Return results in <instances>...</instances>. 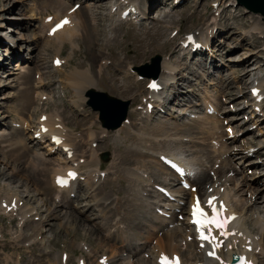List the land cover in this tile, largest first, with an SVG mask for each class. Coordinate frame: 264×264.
<instances>
[{
    "label": "rangeland",
    "instance_id": "rangeland-1",
    "mask_svg": "<svg viewBox=\"0 0 264 264\" xmlns=\"http://www.w3.org/2000/svg\"><path fill=\"white\" fill-rule=\"evenodd\" d=\"M60 1L65 5H71L72 2H80L81 0H73L70 2H68V0ZM84 1L85 0H83L82 5H84ZM212 1L213 0H184L179 6L171 9L172 11L163 12V6L165 3L167 2V4H172L173 0H160V2H157V0L156 2H154V0H133L135 4L136 2L138 3L140 8L145 10L147 9L143 22L141 24L139 23L134 25L128 22V18H124V22L117 21L116 23L114 15L109 16V10L106 6L108 1L87 0L85 4L87 6L90 5L91 10H84L85 6L83 7L82 11H85L83 14L84 19L82 17L81 19L84 22V28L82 35L77 37L76 42L78 46L76 49H72L70 42H66L61 48V52L57 54L55 47L45 45L48 40H46L44 36L39 37V29L36 28L38 24L40 25L42 23L41 21L45 15L55 14L57 2H53L52 0H0V37H2L3 40H6V37H9L12 45L14 44V46H10V44H4V41L1 42V54H9L10 52H14L15 54L13 55V60H9L8 58H10V56H8L4 60L5 62L3 61L5 63V68H3V70L0 69V198L10 197V192H13V198L15 197L19 199L20 203L25 204L27 208L33 209L35 215H37L36 217L39 220L44 221L42 222L44 228L42 234L39 236L40 239H43V243L40 245L38 244L39 241H37L38 243L34 244H21L17 238L15 239L16 232H20L21 230L24 235L28 236L30 235L29 228H27V226L24 227L20 221L19 223L21 227H19V219L11 220L10 217L4 215L0 211V264H53L55 256L59 252H64V254L68 253L66 259H64L66 264H77L76 260L81 258L82 255L85 263L95 264L94 262L97 261L96 259L102 255H107L110 258L109 252L112 249H114L115 256H117V258H123L124 253H129V251L127 248L121 247L120 243L116 244V242L119 239L120 232L125 229H130L131 232L135 234H141L139 238L140 241L137 240V243L141 244L140 242L144 240L142 238H145L147 236V231H149V228L147 227H150L151 230V225L147 227L146 225L149 224L148 221H151L150 216L152 212L142 216L140 219H133L131 215L127 217V213L129 212L135 216L142 214L140 211H147L148 207L144 203L147 199L143 198L145 197L143 194L145 191L141 192V189H139V185L141 184V187H144V185H142L144 183H142V181L139 183H131L126 176V173L131 170L132 167L140 166L142 169L146 168L143 166L142 160H147L148 162L151 159V157H149L151 156V147H153L151 145L153 138L151 136V132L154 129L152 123L159 120L165 121V118L167 117H165V114L160 113V115H155V117L151 116L147 120V124H145V118L140 117V115H138L139 113L135 114L134 110L132 111L131 107L136 103H140V94L144 93L145 96L147 94V92L144 91L146 79L136 82L131 76L126 77L125 72L127 67L130 66L132 67L131 70H133L134 67L144 65L145 63H152L150 60L156 55H160V57L163 59L166 57V55L169 56L170 54V58H167H169V60L174 65L179 63L183 67V70L181 69V72L177 75L175 81H177L176 85H178L179 89L181 90V94L177 96L179 97L178 100L181 102L179 105L184 109H186L190 104H187V106L183 103L191 100V97L196 95V90L198 91L202 84H204L203 86L208 87L207 89L211 91L210 93H215V88L213 89L212 86L210 87L211 84H209V80H212L213 82H217L218 80L221 82H225V80L231 82L232 80L234 81L237 79L236 81L238 82H235V84L238 85L240 82L241 86L244 85L243 87L245 88H243V93H245L244 95H247L248 88L246 86H249L248 83L251 82H248L249 79L247 78L241 81L239 78L243 76L244 71L253 68L255 63L257 66L254 67L256 70L253 77L257 78L255 76L257 73V75L263 79L262 81H264V60L261 57L264 55V22L259 14H254L253 12L244 13L242 6L230 5L229 8H227V6L223 7L225 10H223L222 15L216 18L215 25L220 22V24L215 26L216 28H219L216 29V34L218 35L214 41L215 46L217 47L215 52V55H217V62L213 60L216 63L215 68L210 69V71L208 70L209 75L207 74V76H203V79L200 77L202 74L200 72H203L205 69L203 67V69L200 68L197 61L193 62L195 65L194 68H200H196L197 71L192 70V62L188 65L185 64L186 62L188 63V59L185 60V58L188 56L185 54L186 57H182L180 55V53H182L180 48L178 50L176 49L178 46L176 45L178 43V38L183 37L185 32L193 31L194 29L196 31L197 28L203 27L209 21V17L211 16L210 5ZM234 2L235 0H231V3ZM226 3L227 1L223 3V5ZM151 5L152 7L149 8ZM34 24L35 26H33ZM201 24L203 25L200 26ZM253 24L256 26L257 30L252 29L251 32H247L251 26H253ZM176 30L178 31V34L174 39L173 37H168L170 34H173V31ZM204 30L205 28L203 31ZM37 35L39 37L38 39ZM20 37L22 38L21 41H19ZM27 39H30L29 42H25ZM49 43L51 42L49 41ZM61 54L64 57H61ZM56 55L65 61L64 66L59 72L54 70L55 68L53 66V68L51 67L52 59ZM192 57L194 56H191L190 58ZM102 62H107L108 65L106 68L102 67V72L100 71V73H97V69L101 66ZM204 67L207 68V65L204 64ZM74 68L80 71H84L86 68H89L90 73L94 74L96 85L93 88H88L86 90L87 92L91 89H96L97 91L106 92L107 94L121 100H129L128 119L130 118L134 125L127 126L128 129L126 131L122 130L120 132H116L108 130L105 132V129L99 125L97 120V112L92 111L89 107H87L85 102L80 103V100L75 97L70 85H68L69 82L66 81V77L70 76V74L75 70ZM37 70H39L43 79L39 78L40 76L38 77L39 72L36 73ZM190 70L191 72H197L195 73V76L190 75ZM161 72L162 71H160V73ZM240 73L242 74L239 76L238 74ZM185 74L188 75V79L186 76L184 77ZM220 75H223V78H221L222 76ZM59 77L63 80H66L61 82L58 80ZM206 77H209V79L205 80ZM224 77H227V79H224ZM198 79H200L199 82L197 81ZM56 80H58L60 83ZM203 80H205L204 83ZM121 81L123 83L126 81V93H122L120 90L118 91L114 87V85L119 86V83H122ZM38 83L42 86L34 87V84L37 85ZM175 83H173L170 88L167 87L163 91H168L167 93H169V96L167 95V98H170V96L174 98L171 91L173 88H175L173 87L176 86L174 85ZM193 83H200L201 85L198 84V88L195 87L196 89L191 88V90H189L191 85H194ZM217 84L218 88L219 86H223L224 89H230L228 91H231V94L226 91L227 95L229 94L236 96L237 92H239L237 88L236 90H233L235 89V87L232 86L234 83L231 86H227L228 84L226 85V83L220 82ZM188 85L190 87H188ZM62 88H67L63 89V96H61L62 94H59V91ZM205 88L206 87H203V89ZM36 91H45L47 93H36ZM190 91L193 93L186 94ZM24 92H27L28 99L30 101L29 104L23 103L21 100L24 99ZM49 92L51 94H55V96H49ZM35 95L37 96V99ZM40 95L42 96L40 97ZM44 95L47 97V100H43V103L40 104ZM210 97L212 98V95ZM165 98L166 96L163 98V100H165ZM224 99V96H219V100L223 101ZM214 100L217 101L216 99ZM69 101H74L76 104H80L77 110L73 107L74 104H71ZM177 101H173V103L168 104V107L166 105L165 109L163 110L168 111L169 108L177 109V106H175L177 105ZM240 101H242L241 98L236 96V98H233V100L226 104L225 109H230L232 105L234 106L240 103ZM197 103L199 104L200 101H196L195 105H198ZM37 106H39L38 109H36ZM52 109H56L58 111L56 112V110H54L52 112L46 113L48 115H51L54 112L57 113L63 124L65 126L67 125L66 127H68V129L71 130L73 134L78 132V134H74L76 137H79V134H82L87 127L92 125L91 127L93 128L96 135V142L93 143L95 146L92 147L98 150L101 168L103 171H107V176H105L106 179H102L104 182H97L98 188L89 190L87 189L85 182L82 181L81 184L83 185H81L82 187L79 192V197L72 198L73 200H70L67 205L63 206L61 203L58 204L55 202L54 198L56 192H54L53 187H50L47 179L49 170L48 175L42 174L40 176L42 180H46V184H41V186H39L30 178V180L27 179V162L30 160L32 146L27 148V151L23 155L24 157L20 162L17 163L10 159L8 160L9 164H6V158H16L15 148L12 149L9 147V145H6L12 142L10 141L11 139L15 138L17 141V138L19 137L24 138V143L30 146L28 137L30 135V130L25 127L18 129L15 125L20 124L19 122H21L23 119H29L30 121H28L30 122L31 126H34L36 125L38 116L43 113L46 114L45 112H42L43 110L51 111ZM198 111H201V109H198ZM175 112H173V114ZM60 113H62L64 119L61 117ZM183 113L185 112L180 111L178 113L176 112L175 114L181 115ZM32 118H35V120ZM179 118L181 119L182 116ZM243 119L245 120V118ZM221 120L223 119L220 118L219 125L225 126L224 123L221 124ZM165 123H169V126L172 128L179 127L178 129H173L171 132H181L182 134H185L180 129L183 128L182 125H179L181 123H174L173 121H165ZM206 123L208 127L204 126L203 129L196 128L195 132L190 133L198 135L201 138H207V130L210 126V122L207 121ZM251 123L252 121L246 122L243 127L248 124L246 126L247 128L251 125ZM213 124L218 125V119L216 122L214 121ZM213 124L211 126H213ZM147 126L149 127L148 130H146V128H148ZM250 127L253 128L252 130H249L251 131L250 134L252 136L258 132V128L263 130L262 127ZM185 128L187 129L189 127L187 126ZM102 129H104V133L102 132ZM11 130H17L18 134L15 135L16 131L12 133ZM74 130L76 132H74ZM200 131L201 134L198 133ZM137 133H140L141 139L140 137L139 139L134 137V135ZM81 138L82 137L73 140L74 143H76L73 146L76 152L82 149V142H87V140L84 141L81 140ZM238 138H235L230 142H233ZM252 140H255V138ZM132 142L139 146L138 152L142 153L144 156H138L137 154L133 153L134 151L132 149L136 145H134ZM256 142L257 141L254 143ZM239 143L240 141H237L235 145H238ZM259 143H261V139L258 144ZM40 145L41 144L37 145V148L41 147ZM206 145H208L207 141L205 143V140H200V145H198V155L199 153H202L201 156H203L207 152V150L204 149H210L209 147H206ZM157 146L154 148L155 151L160 149L175 150L184 147L180 146L179 144L174 145V143H169V140H164ZM237 147L238 146H235L233 150L235 151ZM44 149L45 148H41L42 151H44ZM236 152L237 153H235V157H241V159L246 158L240 155L238 153L239 151ZM102 153H107L108 159H101ZM56 157L57 155L54 154V156L52 155L50 158L53 159ZM205 158L203 160H205ZM252 158H254V156L248 157V159ZM235 160V166L239 168L241 163L237 161L238 159ZM113 161H118V168L115 170L111 167V163ZM213 162L214 160H212L211 164ZM147 164H149L150 169H145L146 172H148V176L152 172L153 174H157L156 177L157 179L160 178L159 180L167 177V174L162 171V168L159 166L156 167L157 165L151 162H148ZM255 165L260 166L259 164ZM14 170H17V176L12 175ZM80 170L81 173H83L86 170V166L82 165ZM257 170L263 169H254V166L250 165L249 167H245L242 177L240 175L242 172L237 173V175H239L237 176L238 178L235 176L236 185L234 192L239 186L242 187V189L239 190L237 195L239 198L237 199L249 198L251 193L249 190H247V187L248 189L253 188H249V186H251L248 184L249 182H246L245 186L247 187H245L244 184L242 185L241 181L243 180V177L245 178V176L249 177L246 178L250 181V178L254 176L253 174ZM109 172L110 174H108ZM82 175L84 176V173ZM263 177L261 176V178ZM259 179L251 178L252 182H255L252 185L255 189L263 185H260L259 182V184L257 183ZM232 182L229 183L231 184ZM127 186H129V188ZM230 187L233 188V186ZM173 191L178 193L179 190ZM103 194H106L107 197L113 198L115 200L114 204H117H115L116 206L113 204L114 208L108 213V220L110 223L113 221V225L110 227L107 226L106 231L99 229L100 227H98L96 222L94 223L88 220L92 213L95 211L97 212V209H99L100 205L95 207L94 202L99 198V196ZM140 196H142V199L138 200ZM255 196L256 193L252 195L253 198ZM262 199L263 198L258 195L257 201L259 200V202L257 204L254 203L252 207H261L264 210V202H261L262 206H258L260 200ZM127 200H132V202L135 204H139L138 209L136 207H134L136 208L134 209L133 203L131 202L130 205ZM86 203H89L90 205L84 206ZM243 204L244 201L241 203V205ZM55 206L57 208H55ZM53 208H55L52 212L54 215L49 218L48 214ZM123 215H125L124 218ZM13 216L15 217L14 214ZM65 216H69V220H66ZM38 219H35V221ZM248 225L251 228L253 227V231L257 232V229L252 223L248 222L247 226ZM248 229L252 232L249 227ZM14 232L15 234H13V237L12 233ZM256 232H252V234ZM177 235L180 237L179 232H177ZM82 243L85 244V246H90V249L88 250L89 247L87 248V246L85 247L87 248L86 250L83 249L81 245ZM135 248L136 246L133 245L134 250ZM137 254L140 255L139 253ZM121 263L122 260H118V262H116V264ZM96 264L99 263L96 262Z\"/></svg>",
    "mask_w": 264,
    "mask_h": 264
},
{
    "label": "bare ground",
    "instance_id": "bare-ground-1",
    "mask_svg": "<svg viewBox=\"0 0 264 264\" xmlns=\"http://www.w3.org/2000/svg\"><path fill=\"white\" fill-rule=\"evenodd\" d=\"M52 1L57 2V6L55 8V14L53 15V17L50 18V21H52V23L48 24V23L42 22L40 25L38 24V26L36 27L39 29L38 35H39V37L44 36V38H46V40H48L47 41L48 43L46 42L45 45H48L50 47L51 46L55 47L57 54H59L61 52V48L64 46V43H66V42H70L71 48L76 49V47L78 46L77 42H76L77 37L82 35L83 28H84V22L81 19V17L83 18V14L85 12V11H82L83 7L85 6L84 10H87V11H90L91 7L89 4H88L89 6H87L85 4L87 1V0H85L84 5H81V7L79 6L76 10L69 12V9L71 8V7H69L70 5H65L60 0H52ZM70 1H73V0H69L68 2H70ZM152 2H150V3H152ZM154 2H156V0H154ZM157 2H160V0H157ZM136 4L133 2V0H115V2L112 5L107 6L108 10H109V16L114 15L116 23H117V21L118 22H124L123 11L126 8H129V9H133V10L131 12L132 18L129 17L128 19L131 20L133 23L135 22L134 24L137 23V20H139V22H143V20L145 18V13L147 12V9L145 10V9L140 8L138 6L137 2H136ZM151 7H152V5L149 8H151ZM223 10H225V8H223L220 11V14L218 16H216V18H218L222 15ZM60 18H66L68 23L63 24V26L59 30L52 32L50 28ZM216 18L212 17V19H211V21L213 22V25L216 22ZM263 22H264V20H263ZM210 25L207 22L203 27L197 28L196 29V31L198 30L197 34L195 33V30H194V33L197 35V37L200 40L204 41V45H206V46L210 45L209 43H211L212 37H214V35H212V33H213L212 32V26H210ZM33 26H35V24ZM210 27H211V29L209 30ZM204 28H205V30L203 31ZM252 29L257 30V28L254 24H253V26H251V28L247 32H251ZM38 35H37V39L39 38ZM193 36H194V40H195V35L193 34ZM186 38L187 37L184 36L182 38V41L179 43L180 44V50L182 51V53L180 55L182 57L185 56V54L190 55V56H194V57L189 58L187 60L188 63L186 62L185 63L186 65L191 64V61L193 60V58L198 57L197 62L199 63L198 64L199 67L200 68L203 67L205 69L203 71L204 74H203V72H200V73H202L200 75V77H202V79H203V76H205V75L207 76V74L211 68H215L216 63L214 61L210 60V62H209L210 65H208L207 62H208V58L210 57V55L208 53L195 51V50H193V52L190 51L189 46H191V43L187 46H184ZM21 40H22V38L20 37L19 41H21ZM29 40L27 39V40H25V42H29ZM3 41L5 42V40H3L2 37H0V44ZM49 41L51 43H49ZM169 58L164 57L160 61V64H159L162 72L160 73V76H159L160 79L158 77V81L160 84L163 85L162 89H161L162 91L160 93H159V91L157 93H151V91L150 92L148 91L149 94H147V95H149V96L146 98V102L144 104L145 116H143V117L145 118V120H144L145 124H147V120L151 117V116H149L150 114H147V103H149V102L152 103L153 107H155V108L165 109L166 105L168 107V104L173 103V101L174 102L177 101L179 98L177 96L179 94H181L180 93L181 90L179 89V86L176 85L177 81H175V79H176L177 75L181 72V69L183 67L179 63L174 65L169 60ZM56 59H58L61 64L56 65L54 63L53 67L55 68V70H57L59 72V71H61L62 67L64 66L65 61L62 60L58 55L54 56L52 61H55ZM106 64H107V62H102L101 66L99 67L100 70H99V68L97 69V73H100V71L102 72V67L106 68L107 67ZM204 64L207 65V68L204 67ZM0 66L2 69L5 68V64H3V63H1ZM188 68H186V69H188ZM196 68H198V67H196ZM196 68L192 67V70L197 71ZM200 68H198V69H200ZM74 69L75 70L70 74V76L68 75L69 77H66L67 80L66 79L65 80L69 82L68 85H70V88L72 89L75 97L78 98V100H80L79 101L80 103H82V102H85L87 100V93L89 91L87 92L86 90L88 88H93L96 85V82L94 79L95 77H94V74L90 73L89 68H86V70H84V71H80L76 68H74ZM255 70H256V68L253 67V68H250V69L244 71L243 76L239 78L240 81L244 80L245 78H247V79L251 78V82L257 80L258 77L257 78L253 77ZM196 71L191 72V70H190V75L195 76V73H197ZM132 73L135 76H137V72L132 71ZM125 75H126V77L131 76L130 66L127 67ZM185 76L186 75H184V77ZM186 78L188 79L187 76H186ZM221 78H223V77H221ZM180 79H178V80H180ZM58 80H60L61 82L65 81L62 78H59ZM225 82H227V84L230 86L233 84L232 81L230 82V81L225 80ZM173 83H175L174 85H176V86H173L175 88H173V90L171 91L174 98L171 96H170V98H167V95H165L163 91L167 87L170 88V86ZM119 84H120L119 86L114 85V87L118 91L120 90L122 93H126V91H127L126 81H124V83L122 82ZM198 84L201 85L200 83H196L194 85H191L189 90H191V88L194 89L195 87L198 88ZM41 86L42 85H40V87ZM259 86L263 88L264 81L260 80ZM85 93H86V95H85ZM166 93H167V90H166ZM192 93L190 91L186 94H192ZM207 93L205 95L206 96L208 95L207 98H209L212 94H207ZM221 93L223 95H225L224 91H222ZM83 94H84V96H83ZM157 94H158V96H157ZM248 95H249V90H248ZM41 96L42 95H40V97ZM165 96H166V98H165V100H163V98ZM226 96H227V93H226ZM81 97H84V98H81ZM20 98H21V96H20ZM23 98L24 99H21L23 101V103H28V104L30 103V101L28 99L27 92L23 93ZM142 98H143V95H142ZM201 100H202V102H200L199 104L197 103L198 105H195V103H194L192 105V107L194 109H196V108H199L198 106H200L201 104L207 106V104L209 102L213 103L215 108L217 106H220L219 103L217 101H215L214 99H213V101H206V97H201ZM74 101H70V102H71V104H74L73 107H75L77 109L80 104H76ZM159 101H161V102H159ZM155 102H158V104L157 103L155 104ZM191 102H192L191 100H188L187 102H185L183 104L187 105V104H190ZM176 104L179 105V104H181V102L178 100ZM254 107H256V105ZM155 108H153V110ZM191 111L195 112V110H191ZM134 113L136 114L137 112L134 110ZM155 114H157V113H155ZM170 115H171V118H179L180 116H182L183 119L181 118V120L183 123L181 125L183 128H180V129L185 134H182L181 132H171L173 129H178L179 127L172 128L169 126V123H165L164 120H159V121L153 122L152 126L154 127V129L151 132V136L153 137V138L151 137L152 138L151 145L153 147H151V156H149L153 160L151 163H154L155 165L159 166L162 169H166L165 167L160 166L161 164L159 163L158 158H157V155L161 152L154 150V148L158 144L162 143V140L168 139L170 141L171 139H174L175 142H177V141L179 142L180 146L185 144L184 149H182L181 151H169L166 154H169L172 156L179 155V158L184 163H192L194 165H198L200 167V173H201V175L198 178V183H201L202 180H205L206 181L205 183H208V186L213 187L214 191L212 193H215V194L219 193L222 198L226 199V202H227V205L229 208L228 212L230 214L236 215V218L233 220L235 235H233L229 239L225 240L223 247L219 250L220 256L223 257L226 261H230L231 260V258H230L231 252L239 253L241 251H244L245 247L247 248V247L251 246V248H252L251 251H245V253L247 255L251 256L253 259H255L257 263H258V259L264 260V218H263L264 210L261 207H255V208L252 207L254 205V203L257 204L259 202V200L257 201L258 195L263 198L262 200H260V203L258 204V206L259 205L262 206L261 202H264V190H263L264 187L260 186L261 191H258L254 198L250 197V199H247V198L246 199H242V198L231 199L230 195L232 197H235V195L238 194L239 190L242 189V187L239 186L238 189H236V191L232 193L231 189H229L227 185L229 184V182L235 181V178H236L235 176L237 175V173L242 172V171L238 170L236 167H233V166L227 167L226 163H228L229 161H232L233 155L230 156V158L223 160L225 157H222L223 155L219 154V149H218L219 148V141L216 140L217 139L216 134L218 132L217 131L218 125L213 124V126H209V128L207 130V138H204V137L201 138L200 136L194 135L192 133L195 132L196 128H199V129L204 128L203 125L206 122H204V118L202 116H198L196 114H195V116H191V112L188 114L183 113L181 115L171 113ZM42 116H43V119H42ZM203 116H205V115H203ZM209 117L212 118V116H209ZM22 121L25 122L24 119ZM29 121L25 122V127L26 128L31 127V129H32L30 131V135L28 136L29 140H30L29 142L31 143L32 147L28 146V145H26V143H24V141H23L24 138L19 137V138H17L18 139L17 141L15 138L11 139L10 141H12V142L9 144H6V145H9V147H11L12 149L15 148L16 158L15 157L11 158L10 154H9L10 156H7L10 158H6V155H5L7 165L9 164L8 160H10V159H12L14 162H17V163L20 162L21 159L24 157L23 155L27 151V148L31 147L32 152L30 154V160L27 162L28 169H26V172L28 174L27 179L28 180L31 179L34 183H36L39 186H41V184H46V180H42L40 178V176L42 174L48 175V170H49V175L47 176L48 177L47 178L48 184L50 185L51 188L53 187L54 192H56V195L54 198L55 202H57L58 204L61 203L62 206L67 205L70 202V200H73L72 198L79 197V192H80V189L82 187L81 185H83V184H81L82 181L85 182V185H86L87 189H89V190L98 188L97 182H100V183L104 182V180L106 178L102 181L101 173L103 172V170H101V163H100V158L98 156V150L94 149L92 147V143L95 142V140H96L95 139V137H96L95 132H94L93 128L91 127L92 125L87 127L82 134H79L80 135L79 137H76V136H74V134H78V133L73 134V132L71 130H69L63 124L62 120L60 119L58 114L55 112L52 113L51 115H48L47 113L46 114H44V113L40 114L37 118L36 125H34V126H31ZM214 121L216 122L217 119ZM170 124H171V122H170ZM20 125L23 126L24 124H20ZM131 125H134V124L131 121V119L129 118L125 123L122 124V126L120 128H118L115 131L116 132H120L122 130L126 131L128 129L127 126H131ZM16 126L18 129L20 128L19 125H16ZM43 126L47 127L46 132L41 131ZM187 126L189 128L186 129L185 127H187ZM148 129H149V127L146 128V130H148ZM11 131H12V133H14L16 131L15 135L18 134L17 130H11ZM103 131H104V129H102V132ZM190 132H192V133H190ZM198 133L201 134V131ZM53 135L60 136V138L62 140L61 144L56 145L51 140ZM139 135H140V133H137L134 135V137L137 139H139V137H140V139H141V135L140 136ZM80 137L83 138V139L81 138V140H84V141L87 140V142H85V143L82 142V146H83L82 149L80 151L76 152V150L73 148L74 144H76V143H74L73 140H76L77 138H80ZM238 137L239 136H237L235 138H238ZM220 139H221V137H220ZM255 139H257V142H256L257 144L255 145L258 147L257 151L260 153V155H262V159L264 161V140L258 144V142L260 141V138L259 139L255 138ZM81 140H80V142H81ZM200 140H203V141L205 140V143L207 141L208 145H206V147L210 148L209 150L206 147H205L206 149H204V150H207L205 155H203L206 157L205 160L199 159V158L203 157V156L198 155V152H199L198 145H200ZM212 140L215 142V144H214V142L212 143ZM253 141L255 142V140L250 139L251 144L244 145L241 148V150H239L238 153L240 155H242L243 157H248L249 156L248 154L251 151V147L253 146L252 143H254ZM39 142L45 143V145L42 144V146L43 147L45 146L44 148L47 152L46 151L45 152L39 151L38 149H35V148L33 149V146ZM132 143L134 144V142H132ZM243 143H244V140H242V144ZM134 145H136V146H134V148L132 149L134 151L133 153L137 154L138 156H142L143 154L138 152L139 146H137L136 143ZM224 147L226 149V143L223 144L222 148H224ZM65 148L72 150L71 156L68 155V152H67V150H65ZM227 149H228V147H227ZM53 153H56L57 157L51 159L50 155H52ZM230 153H231V151H229V154ZM233 153L235 154L237 152L235 151ZM18 157H20V158H18ZM82 158H83V161H81ZM135 158H137V157H135ZM212 160H214V162L211 164ZM250 161H251V163L259 164L255 160H250ZM117 162L113 161L111 163V167L114 170L118 168ZM142 162H143V166L146 167L147 169H149V164H147L148 163L147 160L146 161L142 160ZM205 162H206L205 168H201V165H204ZM82 165L86 166V170L83 172L84 176L82 175L83 173H81V170H80V167ZM259 165H261V164H259ZM140 168L141 167H135L134 169L129 170L126 173L127 174L126 176L131 183H133V182L139 183L142 181V183H146L145 185H146V187H148L150 184H152V183H150L151 178L156 177L157 174H153L151 172L149 176L147 175V178L143 179L141 172H143V173L146 172V170H145L146 168L141 170V172H140ZM209 170H213L214 174H216L217 177L216 178L209 177L206 174V171H209ZM70 171L75 172V174H76L75 178H72L71 180H69V183H67L65 186H59L57 179H60V177L68 176ZM17 173H18L17 170H14L12 175L17 176ZM108 174H110V172ZM144 175H146V174H143V176ZM261 176L262 177L264 176V172L260 171V172H256L255 175L251 178L252 179H259V178H261ZM118 178H120V177H118ZM245 178H243V180L241 181L242 185L244 184V186H245L246 182H248L246 180H249L247 178L245 180ZM251 178H250V180H251ZM261 179H259V180L261 181ZM259 180L257 182H259ZM174 181H175V179L172 178V182L166 183V185H169L171 187L172 191H173L172 188H173ZM251 182H252V180H251ZM248 184H250V183H248ZM221 186L224 187L223 191H220ZM127 187L129 188V186H127ZM249 188L254 189V187H251V186H249ZM146 189L148 190V188H146ZM202 189H203V187H202ZM150 191H152V190H150ZM10 193H11L10 197L0 198V211L7 216H13V214H14L15 217H17L19 219L20 223L24 227L27 226V228H29V231H30V233H29L30 235H28V236L24 235V233L21 230H20V232H16L15 239L17 238L21 242V244L22 243L34 244V243H38L37 241H39L38 244L41 245L43 243V239H40L39 236L42 234V231L44 228L42 225L43 224L42 222H44V221H41L38 218H36L37 215H35V212L33 211V209L27 208L25 204L20 203L19 199L15 198V197L13 198V196H12L13 192H10ZM253 193L254 192H252V195H253ZM176 194L180 195V196H182V194H183V196H185L186 192L183 190H179L178 193H176ZM191 196H192V194H191ZM141 199H142V197L140 196L138 198V200H141ZM191 200H192V198H191ZM127 201L131 205L132 200H130V201L127 200ZM145 201H147V200H145ZM178 201H180V200L178 199ZM243 201H244V204L241 205V203ZM114 202H115V200L111 197H107L106 194L99 196V198L97 200H95V202H94L95 207H98L100 205L99 209H97V212L95 211L94 213H92L91 217H89L88 220H90L94 223L96 222V224H98V227H100L99 229L106 231L107 226L110 227L113 225V221H111V223H110V221L108 220V218H109L108 213L114 208V205L116 204V203L114 204ZM132 203L134 205V206L132 205L133 208L136 207L138 209L139 204L137 205L134 202H132ZM247 204H248V206H247ZM89 205H90L89 203L84 204V206H89ZM147 205L150 206V203H148ZM164 205H169V209L171 211L170 212V218L163 217L161 215H158L157 213H154V214L151 213V216H150L151 222L155 221L156 224L155 225L151 224V231H148L147 236L145 237L147 241L145 240V242L143 244L136 243V241L139 240L141 234H138V233L135 234V233L131 232L130 229H125V230L121 231L120 234L118 233L119 239L116 242V244L120 243L121 247L127 248V250L129 251V253H128L129 255H127V257H124V258H120V257L117 258V256H115L114 249H112L109 252L110 258L107 255H102L100 257L98 256L99 258L97 257L98 259H96L97 261H95L94 263L96 264V262H98L99 264H116V262H118V260H122L121 264H157V261H156L157 256H159L162 252H164V254L165 253L171 254L173 252H176L177 249L180 247L185 249V251L182 250V260H183L184 264H194L197 261H200L201 259L204 260L205 257H204V254L202 252L203 249H200L197 246L194 239H191V240L187 239V237L189 235H191V233H192L190 225H188V223H187V220L186 219L180 220V219L176 218V216H177L176 208L179 205L174 204V203H164ZM55 208H57V207L55 206ZM55 208H53L52 211L49 212V214H48L49 218L54 215V213H52V212ZM136 208H134V209H136ZM148 209H147V211H140V213H142V214H139L137 216L132 215V213L129 212V213H127V217L131 215L133 217V219L134 218L140 219L142 216L150 213ZM186 212L187 211H183V212L180 211V213L181 214L184 213V215ZM71 213H73V212H71ZM124 217H125V215H123V218ZM69 218H70L69 216L66 217V220H69ZM35 219H38V220H36L38 222H36ZM111 220H113V219H111ZM248 222L252 223L253 226L257 229L256 233L252 234V232L248 229V226H247ZM114 224H117V223H114ZM169 224H174V226H172L171 228H167V226ZM159 231H162V233H161V235L158 236L157 232H159ZM177 232L180 233V237L177 235ZM13 234H15V232L12 233V235ZM13 237H14V235H13ZM117 237H118V235H117ZM12 239H14V238H12ZM153 239L156 240L155 244L150 246L148 244V241L153 240ZM121 243L124 245H122ZM81 245H82L83 249H85V250L87 249V248H85L86 247L85 244L82 243ZM133 245L136 246L135 250L133 249ZM141 251H143L142 252L143 255H138L137 253H140ZM186 251L188 253H186ZM87 253H88V251H87ZM146 253L148 254L147 258L145 257ZM63 255H64V252L57 253V255L55 256V260L53 261V264H66V261L64 260ZM130 257L132 259H134V261L130 260ZM82 261H84L83 255L81 258L77 259L78 263L82 262ZM206 262H207V264H219L212 259H208ZM85 264H88V263H85Z\"/></svg>",
    "mask_w": 264,
    "mask_h": 264
},
{
    "label": "snow or ice",
    "instance_id": "snow-or-ice-1",
    "mask_svg": "<svg viewBox=\"0 0 264 264\" xmlns=\"http://www.w3.org/2000/svg\"><path fill=\"white\" fill-rule=\"evenodd\" d=\"M68 23L67 20L61 21L52 30L55 32L57 29L63 26V24ZM150 87H156L155 83H152ZM253 95L258 96V89H253ZM264 98V97H262ZM75 173L69 172L68 176L75 178ZM59 183H67V179L60 178ZM216 200L215 197H209L207 201L204 202L202 206L199 197L196 198V202L192 205L191 215L193 217L192 223L197 226V231L199 233V238L201 240L209 241L213 244V248L222 245V241H219L217 236L213 234V228L219 230L221 236H227L229 233L226 230V225L232 218H226L222 216L223 205H215L213 202ZM210 256H214L215 252L210 251L208 253ZM159 264H179V258H170L167 255L162 254L160 257Z\"/></svg>",
    "mask_w": 264,
    "mask_h": 264
},
{
    "label": "water",
    "instance_id": "water-1",
    "mask_svg": "<svg viewBox=\"0 0 264 264\" xmlns=\"http://www.w3.org/2000/svg\"><path fill=\"white\" fill-rule=\"evenodd\" d=\"M239 5L244 6L253 13H259L264 18V0H236ZM153 70L146 71L144 68H138L140 73L150 77H156L160 57L152 58ZM144 67V66H143ZM89 97L87 104L95 111H99V118L101 125L108 129H115L122 124L126 118L128 101L120 100L116 97L110 96L105 92L90 90L87 93ZM104 157H106L104 155Z\"/></svg>",
    "mask_w": 264,
    "mask_h": 264
}]
</instances>
